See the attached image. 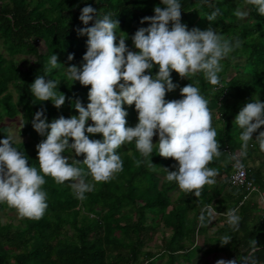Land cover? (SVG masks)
Returning a JSON list of instances; mask_svg holds the SVG:
<instances>
[{
	"label": "trees",
	"instance_id": "trees-1",
	"mask_svg": "<svg viewBox=\"0 0 264 264\" xmlns=\"http://www.w3.org/2000/svg\"><path fill=\"white\" fill-rule=\"evenodd\" d=\"M180 3L181 22L189 30L193 27L206 30L211 26L226 37L238 36L242 41L241 47L221 61L222 87L211 85L203 73L188 80L173 70L172 80L178 87L165 97L166 100L180 99L181 87L199 82L196 86L209 101L212 126L223 153L208 165L218 169L216 183L204 185L198 197L180 190L173 199L170 192L178 185L167 181L164 168L175 170L173 165L177 162L153 153L151 160L156 164V171L145 164L137 167L135 160L143 157L135 144L122 145L117 152L123 160V171L108 182L96 183L91 176L87 177L95 183V189L87 192L84 200L76 197L71 182L57 184L46 176L43 189L47 192L48 208L41 219L22 218L15 208L0 203V211H13L17 220H3L0 215V264H157L162 258H165L163 264H193L198 252L205 257L204 264H215L217 254H226V260L246 255L252 238L257 240L260 249L255 255L264 264V205L259 200H243L245 190L229 183L232 160H228L229 155L223 149L229 144L235 152L243 150L242 130L236 125L235 117L251 99L264 102V16L256 6L246 5L245 0H180ZM86 5L113 12V19L119 21L116 43L121 35L126 36V45H134L131 37L140 27L148 26L147 21L141 23L143 17L154 15L156 6L165 7L161 0H0L3 48L0 50V118L21 115L20 132L27 139L13 140L14 146L38 169L36 145L46 136L32 127L36 111L44 108L51 122L60 115L65 118L78 115L73 106L75 100L79 99L85 107L89 103L91 86H82L79 81L72 83L66 77L67 67L84 62L87 36L78 35L77 29L85 27L79 16ZM216 8L221 10V15L209 22L205 16ZM237 8L248 11L249 15L237 18L234 14ZM37 39L46 45L45 52L38 49ZM70 53L74 54L71 61L68 60ZM29 54L34 58L28 57ZM52 54L58 56L61 65L47 75L60 81L58 91L66 96L59 109L51 100H36L30 91L34 80L45 75ZM156 71L158 67L154 66L151 72ZM123 106L128 112L126 126L134 127L138 123L134 104ZM91 123L89 119L87 124ZM259 131H264V125L253 133L246 154L239 157L247 165L248 178L264 192V152L255 141ZM89 135L90 139H102V134ZM6 136H9L8 126L0 124V139ZM62 155L68 156L71 152ZM74 158L83 160L84 157ZM230 209H236L241 217L237 231L228 224ZM214 216L221 225L210 234L208 223ZM160 222L170 229L169 236L162 232L157 246L146 244ZM224 235L231 236L232 240L221 246L219 239Z\"/></svg>",
	"mask_w": 264,
	"mask_h": 264
},
{
	"label": "clouds",
	"instance_id": "clouds-1",
	"mask_svg": "<svg viewBox=\"0 0 264 264\" xmlns=\"http://www.w3.org/2000/svg\"><path fill=\"white\" fill-rule=\"evenodd\" d=\"M165 7L156 6L154 15L145 16L140 27L131 37L138 51L129 49L126 36L116 43L119 21L114 13L97 10L86 5L80 10L79 20L85 25L77 29L78 35L87 36V50L83 63L67 67L68 80L79 81L82 86H91L89 103L85 107L77 99L74 108L78 115L65 118L60 115L48 122L45 109L36 111L32 127L41 136H46L37 145L39 169L28 163L29 157L16 146L12 136L0 139V203H7L17 210L22 218L41 219L47 208V192L43 189L45 177L50 176L57 184L71 182V188L80 200L87 192L95 189L92 181L108 182L123 171V160L117 149L125 144H135L143 159L135 160L139 167L145 164L156 171L151 160L153 153L163 158H173L175 170L164 168L169 182L175 181L182 191L200 195L204 185H214L218 169L208 165L222 156L217 131L212 126L209 101L201 94L196 84L189 83L180 88L182 98L166 100V93L178 85L173 82L174 70L180 78L190 80L198 73L213 86H223L219 73L223 71L221 61L228 58L242 41L237 37H226L209 26L206 30L187 28L182 20L180 0H161ZM254 5L264 16V0H245ZM235 16L244 19L249 12L242 8L235 10ZM221 15L216 8L205 17L213 22ZM89 22H92L91 26ZM74 54L68 55V60ZM58 56L52 54L45 75H39L30 85V91L38 101L53 102L56 108L64 105L66 96L58 91L59 80L48 77L52 69L60 67ZM154 66L158 71L152 74ZM147 70V71H146ZM132 106L138 113V123L127 125L128 112L123 105ZM91 124H87L88 120ZM235 123L242 130L240 140L246 154L253 133L264 125V102L259 98L247 102L235 117ZM89 134H102V139H90ZM158 135V141L153 137ZM70 138L72 142L70 143ZM264 152V131L255 137ZM155 149V151H154ZM71 152L64 156L62 153ZM83 155V160L74 158ZM237 155L228 157L235 160ZM71 161V162H69ZM227 162V161H225ZM229 226L237 231L241 217L236 209L227 212ZM232 237L224 235L219 239L221 246L231 242ZM255 238L249 240L246 255L236 259H218L215 264H260Z\"/></svg>",
	"mask_w": 264,
	"mask_h": 264
},
{
	"label": "rangeland",
	"instance_id": "rangeland-1",
	"mask_svg": "<svg viewBox=\"0 0 264 264\" xmlns=\"http://www.w3.org/2000/svg\"><path fill=\"white\" fill-rule=\"evenodd\" d=\"M36 44L38 46V49L41 52H45L46 51V45L44 44V42L41 39H37L36 40ZM127 46L129 47V49L135 51V46L134 45L131 44V45H127ZM1 49H3V48H2L1 43H0V50ZM28 57L34 58V55L33 54H29ZM0 124H5V125L8 126V134L10 136H12L13 140L19 141V140L27 139L26 135H24V134H22L20 132L21 127H22V117H21L20 114L14 116V117L3 116L2 118H0ZM157 136L158 135L153 137V142H155ZM180 190L181 189H179V187H177L176 189H174V190H172L170 192V196L173 199L177 198L178 193H179ZM210 209H211V211L213 210L211 207H210ZM189 214H191V212ZM0 215L2 216L3 220L13 219L14 221H17L14 218V212L13 211H9V212L0 211ZM208 224H209L208 232L211 234V233H213V230L215 228H217L219 225H221V221L219 219H217V218H212V219H210ZM162 232L164 233V235L166 237H168L169 234H170V229L165 228L163 226V223L160 222L159 225H158V228L155 229V231L153 233V236L150 239H147L145 243L150 245V246H157L158 243H159V240H160V239H158V237L160 236V234H162ZM202 256L203 255H201V253L198 252L197 255H195L193 257V260H194L193 264H204L203 260H204L205 257L204 256L202 257ZM217 256H218L217 260L221 259V258L222 259H226L225 258L226 254H217ZM163 259H165V258L159 259L157 264H163Z\"/></svg>",
	"mask_w": 264,
	"mask_h": 264
},
{
	"label": "built area",
	"instance_id": "built-area-1",
	"mask_svg": "<svg viewBox=\"0 0 264 264\" xmlns=\"http://www.w3.org/2000/svg\"><path fill=\"white\" fill-rule=\"evenodd\" d=\"M224 151L227 155L233 156L237 155L238 152H235L229 144H225ZM232 171L229 175V183L234 186L242 187L245 190L243 200L246 197H249L253 193H258V198L260 202L264 203V192L259 190V187L248 178V168L243 159L237 155L235 160H232ZM264 205V204H263Z\"/></svg>",
	"mask_w": 264,
	"mask_h": 264
},
{
	"label": "crops",
	"instance_id": "crops-1",
	"mask_svg": "<svg viewBox=\"0 0 264 264\" xmlns=\"http://www.w3.org/2000/svg\"><path fill=\"white\" fill-rule=\"evenodd\" d=\"M235 196V195H234ZM244 200H252V201H254V200H259V198H258V195L256 194V193H253L252 195H250L249 197H246ZM259 203L262 205V203L260 202V200H259ZM264 204V203H263ZM264 207V206H263ZM212 212H216V211H214V210H212ZM213 213V214H214ZM214 215H217V213H215ZM213 218H215V216L213 217Z\"/></svg>",
	"mask_w": 264,
	"mask_h": 264
}]
</instances>
